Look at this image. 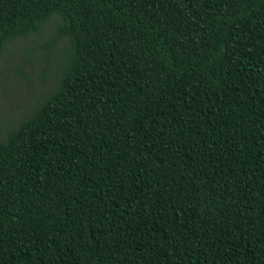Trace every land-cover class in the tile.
Instances as JSON below:
<instances>
[{"label": "trees", "instance_id": "16d2710c", "mask_svg": "<svg viewBox=\"0 0 264 264\" xmlns=\"http://www.w3.org/2000/svg\"><path fill=\"white\" fill-rule=\"evenodd\" d=\"M48 26L0 264H264V0H0V58Z\"/></svg>", "mask_w": 264, "mask_h": 264}, {"label": "rangeland", "instance_id": "374dc122", "mask_svg": "<svg viewBox=\"0 0 264 264\" xmlns=\"http://www.w3.org/2000/svg\"><path fill=\"white\" fill-rule=\"evenodd\" d=\"M51 32L53 26H48L38 36L10 43L0 58V139L57 82V65L62 60L65 43H57L48 53L42 45Z\"/></svg>", "mask_w": 264, "mask_h": 264}]
</instances>
